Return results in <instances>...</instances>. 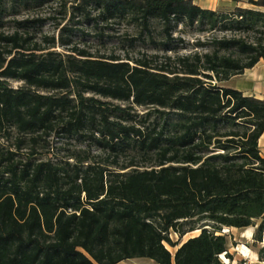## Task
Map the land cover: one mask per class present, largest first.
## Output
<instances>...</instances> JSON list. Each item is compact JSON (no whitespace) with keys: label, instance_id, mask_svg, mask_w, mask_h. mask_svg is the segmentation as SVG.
I'll list each match as a JSON object with an SVG mask.
<instances>
[{"label":"trees","instance_id":"1","mask_svg":"<svg viewBox=\"0 0 264 264\" xmlns=\"http://www.w3.org/2000/svg\"><path fill=\"white\" fill-rule=\"evenodd\" d=\"M244 3L0 0V264H227L224 228L260 221L258 240L264 99L222 85L264 58V0ZM153 20L170 41L179 23L230 35L156 63L88 45ZM54 137L76 146L49 157Z\"/></svg>","mask_w":264,"mask_h":264},{"label":"rangeland","instance_id":"2","mask_svg":"<svg viewBox=\"0 0 264 264\" xmlns=\"http://www.w3.org/2000/svg\"><path fill=\"white\" fill-rule=\"evenodd\" d=\"M27 15L26 11L21 10L17 17H24ZM9 17H5L4 21H7ZM7 25V24H5ZM43 33H53L56 31L52 26H45L42 29ZM105 37L102 41L91 36L89 38L88 45L91 51L95 54H115L121 58L137 59L141 57H148L153 60V63L161 60L164 55H169L172 58L174 55H184L187 53L199 51L202 52L208 49L207 41L212 37H223L230 35V32L222 30L214 31H201L200 26L197 24L188 25L179 23L171 32V41L166 40L163 32L162 25L153 20L150 27V34H141V29L138 25L123 21L120 24L114 23L110 27L104 30ZM240 34V33H239ZM243 35V34H242ZM250 37H253V33H249ZM167 41L172 47L171 51H163V43ZM203 43L204 46L198 45ZM13 87L21 85L20 82L10 81ZM15 136L13 135L8 140L0 138V145L11 146L14 148ZM76 146L74 141L66 139H59L57 137L50 140V153L49 157H62L67 155L73 147ZM27 151L26 148L22 150ZM56 155V156H55ZM43 157H46L44 155ZM260 221L257 222V225ZM256 226L250 227L249 233L245 229L224 228L223 233L229 234V254L231 259L225 255H221L220 258L227 264H264V253L259 249V246L254 240V233ZM197 231L187 233L182 240L188 237L194 236ZM173 240H176L178 236L171 234ZM167 248L174 253L176 248L167 245ZM157 264L148 258H133L124 260L118 264Z\"/></svg>","mask_w":264,"mask_h":264},{"label":"crops","instance_id":"3","mask_svg":"<svg viewBox=\"0 0 264 264\" xmlns=\"http://www.w3.org/2000/svg\"><path fill=\"white\" fill-rule=\"evenodd\" d=\"M244 1L245 0H193V2L201 8L211 10L230 9L235 6L248 7L249 5L244 3ZM222 85L237 89L245 95L264 99V58H261L252 68L244 70L241 74L230 77L223 82ZM258 146L260 154L264 158V132L258 140ZM232 228L234 227H231V229ZM245 230L249 233L250 227L245 228Z\"/></svg>","mask_w":264,"mask_h":264},{"label":"built area","instance_id":"4","mask_svg":"<svg viewBox=\"0 0 264 264\" xmlns=\"http://www.w3.org/2000/svg\"><path fill=\"white\" fill-rule=\"evenodd\" d=\"M261 221L263 224L262 229H261L260 236H259L258 240L255 242L259 246V249L264 253V217L261 219ZM263 263H264V258H263Z\"/></svg>","mask_w":264,"mask_h":264},{"label":"bare ground","instance_id":"5","mask_svg":"<svg viewBox=\"0 0 264 264\" xmlns=\"http://www.w3.org/2000/svg\"><path fill=\"white\" fill-rule=\"evenodd\" d=\"M249 230V229H248Z\"/></svg>","mask_w":264,"mask_h":264}]
</instances>
